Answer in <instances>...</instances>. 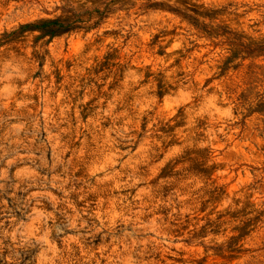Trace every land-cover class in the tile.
Here are the masks:
<instances>
[{
  "label": "rangeland",
  "instance_id": "1",
  "mask_svg": "<svg viewBox=\"0 0 264 264\" xmlns=\"http://www.w3.org/2000/svg\"><path fill=\"white\" fill-rule=\"evenodd\" d=\"M0 264H264V0H0Z\"/></svg>",
  "mask_w": 264,
  "mask_h": 264
},
{
  "label": "trees",
  "instance_id": "2",
  "mask_svg": "<svg viewBox=\"0 0 264 264\" xmlns=\"http://www.w3.org/2000/svg\"><path fill=\"white\" fill-rule=\"evenodd\" d=\"M54 25H58L59 26V28H68V26L69 25H64V23H62V22H59V21H50V22H48V23H43L42 25H38V26H36V27H42V28H45V27H51V26H54ZM57 30H53V29H50V31H48V32H50L51 34H54L55 32H56Z\"/></svg>",
  "mask_w": 264,
  "mask_h": 264
}]
</instances>
